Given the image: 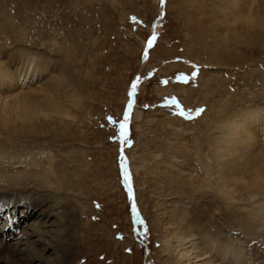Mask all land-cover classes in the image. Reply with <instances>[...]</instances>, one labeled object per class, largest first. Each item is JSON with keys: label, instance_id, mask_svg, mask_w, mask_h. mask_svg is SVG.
Returning <instances> with one entry per match:
<instances>
[{"label": "rangeland", "instance_id": "1", "mask_svg": "<svg viewBox=\"0 0 264 264\" xmlns=\"http://www.w3.org/2000/svg\"><path fill=\"white\" fill-rule=\"evenodd\" d=\"M19 1L28 4L36 0ZM38 1L32 14L19 11L26 17L24 21L18 17L7 22L11 33L0 31V62L15 60L7 67L11 66L10 72L20 84L19 90L4 92L1 98L8 102L20 90L34 99L42 98L38 89L55 79L60 67L68 70L71 83L89 84L82 94L85 100L78 109H71V118L55 116L74 132L71 139L50 146L46 142L49 136H40L37 139L44 145L31 148L0 137L1 150L19 154V160L29 158L32 152L39 161L51 156L53 162L63 163L66 183L65 189L52 190L26 177L27 182L19 181L21 185L1 182L0 188L8 186L19 203H25L24 196L51 193L63 201L67 211L64 229L53 217L44 230L49 233L43 236L49 245L61 233L58 251L47 247L43 252L36 237H30L34 242L28 243L22 236L24 232L33 234L28 226L21 225L15 236L10 229L25 221L22 206L9 209V214L0 213V239L7 244L0 252L1 261L6 262L2 264H146L147 255L148 263L163 264V238L170 240L171 249L176 248L165 264L202 263L207 256L189 262L181 259L176 240L170 238L176 209L187 211L190 207L188 198L175 193L179 186L189 194L193 190L188 169L193 176L194 167L201 172L198 149L201 144L207 148L208 138L199 131L212 127L209 124L216 115H226L244 102H264V34L253 33L239 20L233 23L231 18L238 17L239 6L230 7L227 0ZM23 30L27 42L19 37ZM17 48L46 53L43 68H47L34 76L32 66L26 74L25 69L16 70L22 61L16 58ZM134 84L136 95L131 96ZM190 91L194 93L187 96ZM129 100L134 103L128 135L123 138L120 124ZM78 113L86 118H72ZM204 113L203 121L199 120ZM169 118L175 123L165 125L163 120ZM202 127L205 129L199 130ZM26 167L18 162L13 170L20 172ZM125 168L129 182L124 179ZM178 173L183 174L186 185L182 180H170ZM220 206L223 214L231 212L225 203ZM211 218L210 222L230 231L236 243L248 247L251 257L261 256L264 264V231L250 234L247 227L233 229L231 224ZM32 252L43 261L28 263L26 257Z\"/></svg>", "mask_w": 264, "mask_h": 264}, {"label": "bare ground", "instance_id": "2", "mask_svg": "<svg viewBox=\"0 0 264 264\" xmlns=\"http://www.w3.org/2000/svg\"><path fill=\"white\" fill-rule=\"evenodd\" d=\"M68 1L70 3V0ZM227 1V3H231L230 7L239 6L237 8L238 17L236 18L234 15L231 18L233 23H238L239 20L242 26H246L249 29L252 28L254 30L253 33L257 32V34L263 36L264 0ZM37 6H39L38 0L31 1L28 4H24L19 0L18 2L17 0L0 1V16H2L0 31L5 32V34L7 32L11 33L7 22L19 19L24 21L26 17H22L19 11H21L20 13L30 11L32 14ZM18 17L20 18L17 19ZM25 25L26 27L29 26L28 24ZM256 27H259V30L263 32L259 33ZM19 37H22L21 40L27 39L26 30L20 32ZM28 40H25V42ZM3 42L4 44L2 45L6 47V38H4ZM68 49L73 50L74 48L69 46ZM15 55L17 60H22L21 67L16 68V70L25 69V74L31 66L33 76L37 73H42L44 68H47H43L48 60L47 55L45 58L42 53L32 52L27 49H18L15 51ZM14 61V59H11L5 63L0 62V94L12 92L14 89L19 90L18 86L20 84L18 85L17 76H14V72H10L11 66L7 67V64H13ZM57 70L58 74L55 79L57 78L58 80L51 79L43 85V88H37L38 92L42 93V96H40L42 98L36 97L34 99L28 92H20L21 90L18 94L13 95L12 98L10 97L8 102L5 101L6 98L3 101L4 97L1 98L3 95L0 96V137L2 140L12 144L22 143L25 147L36 148L44 145L37 139L40 136L45 137L48 135L49 139L46 142L50 146H54L58 140L63 138L71 139L73 137L74 132L68 128L67 124L62 123L63 121L57 120L58 118L56 119L55 116L63 117L66 115L70 117L71 109H78L77 107L85 100L82 94L86 91V86L89 83H84L83 81L80 84L78 82L73 84L70 82V74L67 69L60 67ZM209 82L206 83L207 86H209ZM197 91L199 92V90ZM192 92H187V96ZM208 92L211 93L212 91ZM53 93L55 95L50 96ZM31 94L33 93L31 92ZM206 114L204 113L199 120L203 121ZM72 118L84 120L86 115L78 113ZM174 121L170 118L163 120L165 125L173 124L175 123ZM210 123L209 125L212 127L199 129H205L203 132L199 131V133L201 136L206 134L205 136L208 138L207 148L202 147L201 144L200 147L202 149H198L201 151L200 156L198 154L195 155L200 157L198 160L201 172L199 173L198 169L194 167L195 176H193L192 171L187 170L188 180L192 185L194 182L195 186L193 190L190 189V194L183 190L184 186H179L175 193L177 196L179 194L185 199L188 198L190 207L188 206L189 209L187 211L184 208L182 210L176 209L174 215L175 223H170V226L173 227V229L171 228L170 238L176 240L178 244H175L177 245V250L179 249L178 252L181 251L179 257L184 259L185 262H189L191 259L199 260L207 256L206 260L200 264H258L261 262V256L256 254L251 257L252 253L248 247L244 248L241 243H236L235 239L231 237L232 234H229L230 231L224 230L221 225L218 226L212 221L210 222V219H212L211 217L220 219L224 224H231L233 229L242 230L247 227L246 230L250 234L257 229L261 230V232L264 231V102H244L238 108H231L226 115H216V118ZM107 124L109 125L105 121V125ZM208 132H210V135ZM1 149L3 147H0V183L8 184L10 182L12 185H21L19 181L21 182L23 179L27 182V177L31 180L37 179L46 188L52 190H60L65 186L66 183L63 181L65 176H63L62 172L63 163L53 162V157L45 156L39 161L35 154L31 152L28 153L30 155V157L28 156L29 158L19 160V154L16 156L14 153L6 151L5 148L4 151ZM201 157H205V160H202ZM16 158H18L17 162L14 161ZM18 162L26 164L27 167L20 172H15L13 167ZM182 176L183 174L178 173L176 176L172 175L170 180L173 183H177V181L182 180ZM183 182L182 180L183 185L187 184ZM209 191L214 193L211 194ZM49 194L35 193L28 195V197L24 196L27 199L25 203H19L15 200L16 195H11L8 186L0 188V213L9 214L11 211L9 209L14 211L19 205L23 207V211L26 213L25 215L23 214L25 221L17 222L14 226L11 225L10 229L14 236L17 235L21 225L24 227L28 226L29 229L33 230V234L24 232L22 236L28 243L34 242L29 240L30 237H36L35 243L41 245L40 250L42 252L47 247H52V249L58 251V246L62 242L61 233L52 238L53 242L49 245L43 239V236H48L49 234L45 233L44 230L50 227L53 217L58 219L60 227L64 229L63 223L67 216L63 201L57 196ZM208 194L209 196H207ZM14 202H16V205H14ZM45 203H49V205L45 206ZM220 203H225L231 210L228 215L225 213L224 215L221 212ZM39 207L42 208L41 212L36 211ZM183 223H185L184 226ZM62 229L61 231H64ZM5 237L8 240L9 237L7 235ZM2 241L3 238L2 240L0 239V252L7 246ZM171 247L170 240L163 238L161 249L163 257H165L163 264L169 261L170 253L176 249L174 248L173 250ZM31 254L30 257H26L28 263L42 260L41 257L36 256V253L32 252ZM145 258V263H147L148 255ZM2 261L0 259V264L6 263ZM177 262L181 264L180 261ZM261 264H263V260Z\"/></svg>", "mask_w": 264, "mask_h": 264}, {"label": "snow or ice", "instance_id": "3", "mask_svg": "<svg viewBox=\"0 0 264 264\" xmlns=\"http://www.w3.org/2000/svg\"><path fill=\"white\" fill-rule=\"evenodd\" d=\"M153 40H155V37H153ZM149 47H152V41H149ZM131 96H135L136 95V85L134 84L132 86V92L130 93ZM133 101L129 100L128 106H127V111L124 114L123 117V123L120 124V132H121V136L123 138H127L128 135V125L130 122V116H131V112H132V107H133ZM111 119V118H109ZM124 179L126 182L130 181V177L129 174L127 172V169L125 168V172H124ZM129 195L131 196V184L129 183Z\"/></svg>", "mask_w": 264, "mask_h": 264}, {"label": "water", "instance_id": "4", "mask_svg": "<svg viewBox=\"0 0 264 264\" xmlns=\"http://www.w3.org/2000/svg\"><path fill=\"white\" fill-rule=\"evenodd\" d=\"M146 264H150V263L147 262Z\"/></svg>", "mask_w": 264, "mask_h": 264}]
</instances>
